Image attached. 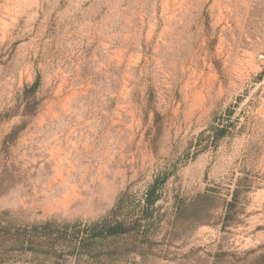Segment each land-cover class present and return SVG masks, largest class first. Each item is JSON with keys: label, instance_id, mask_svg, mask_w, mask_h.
<instances>
[{"label": "rangeland", "instance_id": "obj_1", "mask_svg": "<svg viewBox=\"0 0 264 264\" xmlns=\"http://www.w3.org/2000/svg\"><path fill=\"white\" fill-rule=\"evenodd\" d=\"M259 55L264 0H0V264H264ZM37 77L35 115L3 120ZM160 170V213L184 210L139 253L26 249L25 229L99 220Z\"/></svg>", "mask_w": 264, "mask_h": 264}, {"label": "trees", "instance_id": "obj_2", "mask_svg": "<svg viewBox=\"0 0 264 264\" xmlns=\"http://www.w3.org/2000/svg\"><path fill=\"white\" fill-rule=\"evenodd\" d=\"M39 85L40 80L37 77L31 85L23 87L21 101L15 105V109L10 113H4L6 115L3 120H8L18 115L22 117L35 115L36 107L33 106L31 101L24 104L22 111L19 110L22 102L36 93ZM231 126L230 121H226L225 124L221 123L217 126H211L207 140L210 144H214L223 139L227 136L228 129ZM21 127L22 125L20 124L14 126L5 136L4 147L13 143L16 133ZM191 154V158L197 155V153ZM172 174L173 172L168 170L158 171L145 187L140 199L135 202L131 200L129 188L122 191L116 197L110 213L99 220L63 224L48 220L40 225L25 229L22 237L25 240L24 243L27 244L26 249L34 251V242L38 244L41 240H49L50 247L62 248L69 254L88 255L91 251L96 250L98 246L105 245L108 241L125 240L127 245L121 253H139L145 246L149 247L155 236L156 229L162 222L164 213H170L171 218L168 220V224L173 225L184 210V202L180 200L172 203L164 213H160L159 202L164 198L165 185ZM232 206L233 200L225 204L222 230L228 227L231 220ZM15 239L20 242L19 236H16Z\"/></svg>", "mask_w": 264, "mask_h": 264}, {"label": "built area", "instance_id": "obj_3", "mask_svg": "<svg viewBox=\"0 0 264 264\" xmlns=\"http://www.w3.org/2000/svg\"><path fill=\"white\" fill-rule=\"evenodd\" d=\"M259 59H264V56L263 55H259Z\"/></svg>", "mask_w": 264, "mask_h": 264}]
</instances>
